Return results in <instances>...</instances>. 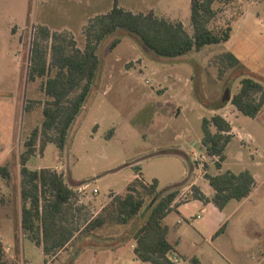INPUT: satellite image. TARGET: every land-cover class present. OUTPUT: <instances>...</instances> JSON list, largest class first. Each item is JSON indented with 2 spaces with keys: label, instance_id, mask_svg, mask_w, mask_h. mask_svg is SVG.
<instances>
[{
  "label": "rangeland",
  "instance_id": "rangeland-1",
  "mask_svg": "<svg viewBox=\"0 0 264 264\" xmlns=\"http://www.w3.org/2000/svg\"><path fill=\"white\" fill-rule=\"evenodd\" d=\"M191 2L0 0V166L8 162L12 174L9 183L0 177V198H4V203L0 201V243L17 264H148L135 260L131 233L146 219L153 202L173 188H180L176 201L184 202L191 195L192 185L186 187L190 179L207 186L205 175L202 177L206 166L212 165L210 175L219 173L214 162L201 169L191 157L201 146L202 122L212 117L213 103L221 95L237 94V78L245 74L240 68L254 63L264 71V0L216 4L218 12L209 27L217 30L230 23L229 41L175 58L154 55L124 30L109 35L99 47V70L69 131L63 157L53 143L41 154L39 140L37 153L27 166L53 168L62 174L75 190H82L81 200L89 204L92 213H97L112 194L125 190L135 168L147 182L158 180L157 194L128 224L105 225L94 232L98 237L91 240L96 243L85 239L80 248L75 239L55 259L45 256L20 229L19 156L26 137L43 120L45 101L44 79L31 80L28 75L37 27L68 33L83 49V30L90 18L117 6L134 14L179 20L192 33ZM115 38L121 42L110 50ZM223 52L235 53L240 66L219 78L212 61ZM31 103L34 106L29 112ZM243 119L240 115L234 121L243 136L232 138L220 171L238 174L247 170L257 175L260 184L264 181V119ZM246 133L252 135V142L243 140ZM177 218L173 210L164 223L172 225Z\"/></svg>",
  "mask_w": 264,
  "mask_h": 264
},
{
  "label": "trees",
  "instance_id": "trees-1",
  "mask_svg": "<svg viewBox=\"0 0 264 264\" xmlns=\"http://www.w3.org/2000/svg\"><path fill=\"white\" fill-rule=\"evenodd\" d=\"M236 1L192 0V33L179 20L152 13L134 14L114 6L109 12L90 18L83 30V49L77 47L68 33H52L47 26L37 27L28 75L31 80L44 79L41 87L45 101L42 106L43 120L26 137L24 150L19 156L20 229L43 250L45 256L55 259L75 239L92 234L105 225L128 224L157 194L158 180L147 182L140 169L135 168L134 177L125 190L112 194L97 213H92L89 204L82 202V194L67 183L62 174L53 168L30 169L27 166L30 157L37 153L39 140L41 154L48 143H53L59 156L63 157L69 131L81 114L98 73L101 43L109 35L124 30L154 55L169 58L226 43L232 34L230 23L217 30L210 28L209 24L218 12L216 4L230 5ZM120 42V38H115L110 50ZM212 62L218 67L219 78L240 66L231 52L217 54ZM239 84L238 92L230 102L244 117L256 119L264 107V83L242 75ZM227 102L213 108L219 109ZM33 106L29 104L27 111L30 112ZM202 131L201 145L209 156L217 158L214 166L220 170L226 147L233 137L231 125L222 116L214 114L209 119H203ZM112 134L113 130L109 132V135ZM205 170H209V166ZM0 177L6 183L11 181L8 162L0 166ZM205 179L213 194L207 196L199 186L192 185L187 200L212 203L219 210L232 200H244L255 188V179L247 170L238 174L231 171L217 175L206 173ZM179 192L180 188H173L156 199L146 219L132 231L133 252L137 260L148 264H175L171 258L179 254L167 238L168 227L164 219L176 208ZM0 201L4 203V198L1 197ZM187 262L202 264L197 258ZM0 264H17L7 256L1 243Z\"/></svg>",
  "mask_w": 264,
  "mask_h": 264
},
{
  "label": "crops",
  "instance_id": "crops-1",
  "mask_svg": "<svg viewBox=\"0 0 264 264\" xmlns=\"http://www.w3.org/2000/svg\"><path fill=\"white\" fill-rule=\"evenodd\" d=\"M232 54L237 59L239 58L235 53ZM240 70L245 72L242 75L250 76L264 83V71H261L260 66L257 67L254 63H246L245 67H241ZM251 74L260 77H254ZM241 78H237L239 83ZM232 96L229 95V100H225L226 97L224 96V98L223 95L219 96L213 106L216 107L222 102H228L219 109H215L213 115L218 114L228 121L231 125V135L239 137L243 134L236 130L234 121L243 115L231 104ZM259 116L264 119V107ZM245 119L248 118L245 117ZM244 136L250 137L248 143L252 142L251 134L246 133ZM255 152L259 153L258 150ZM195 167L197 166L195 165ZM211 167L212 165H209V169ZM220 170L219 173L225 172ZM203 172L202 177L209 173V170ZM251 175L255 179V188L251 194L242 201H230L223 210H219L212 203L205 204L195 199L184 202L176 201L178 204L174 210L178 216L177 220L172 222V225L167 221L164 224L168 227L167 238L179 256L186 258L187 261L191 258H197L202 264H264V188L262 187L264 181L258 184L257 175ZM197 181V179H190L188 181L189 186H186L187 189L191 185H196L205 195L211 196L213 194V189L206 179L207 186L201 185ZM95 233L79 238L78 248H80L79 245L82 240L86 239L85 241L92 242V237L97 238ZM94 243L96 242H92V244ZM135 260L139 261L136 258Z\"/></svg>",
  "mask_w": 264,
  "mask_h": 264
},
{
  "label": "built area",
  "instance_id": "built-area-1",
  "mask_svg": "<svg viewBox=\"0 0 264 264\" xmlns=\"http://www.w3.org/2000/svg\"><path fill=\"white\" fill-rule=\"evenodd\" d=\"M244 138L245 139H243V140H246L247 142L250 141L249 136H245ZM192 160H193V163L195 165H197L198 167H201V169H202V167H205L206 164H209L210 162L211 163L215 162L217 160V158L209 156L201 145L196 149V153L193 154ZM79 191L82 192L81 189ZM96 193H97V190H94V194H96ZM189 193H191V192H189ZM171 259L175 264H188L187 260L183 259L180 256L175 255V256H172Z\"/></svg>",
  "mask_w": 264,
  "mask_h": 264
},
{
  "label": "water",
  "instance_id": "water-1",
  "mask_svg": "<svg viewBox=\"0 0 264 264\" xmlns=\"http://www.w3.org/2000/svg\"><path fill=\"white\" fill-rule=\"evenodd\" d=\"M228 97L225 98V100H229V95H227Z\"/></svg>",
  "mask_w": 264,
  "mask_h": 264
}]
</instances>
